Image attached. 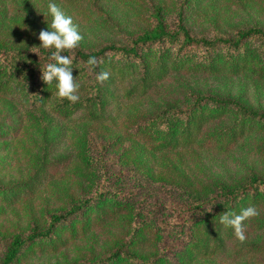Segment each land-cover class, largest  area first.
I'll return each mask as SVG.
<instances>
[{
  "label": "trees",
  "instance_id": "1",
  "mask_svg": "<svg viewBox=\"0 0 264 264\" xmlns=\"http://www.w3.org/2000/svg\"><path fill=\"white\" fill-rule=\"evenodd\" d=\"M166 1L124 0L122 20L101 7L107 42L63 35L54 8L50 35L0 28V153L35 148L27 174L0 176V206L41 186L57 203L2 240L0 264H264V0ZM197 150L255 163L243 183L199 184L179 163Z\"/></svg>",
  "mask_w": 264,
  "mask_h": 264
},
{
  "label": "rangeland",
  "instance_id": "2",
  "mask_svg": "<svg viewBox=\"0 0 264 264\" xmlns=\"http://www.w3.org/2000/svg\"><path fill=\"white\" fill-rule=\"evenodd\" d=\"M123 1L124 0H102L101 5L92 2L87 6V4H80L81 2L77 3V5H69L64 0H0V23L1 20L3 23V28L1 26L0 28L2 29L1 32L12 34L10 36L15 39L28 35L33 27L41 30L46 35H50L52 33L50 24L54 26V23L58 22L52 14L54 8L55 14L58 16L57 19L63 24V35L79 32L83 33L90 43L107 42L111 38H117L114 36L118 31L114 24H105L104 19L106 16L102 13L101 7H104L111 16L114 15L117 19L122 20L127 14V8H125ZM166 2L170 5L171 13L177 10L179 4L176 5L175 0H167ZM147 7L149 8L150 5H146L137 11V15L141 14V12L147 13L149 11ZM88 8L90 9L89 11L87 10ZM231 8L232 11L236 9L234 5H231ZM136 21L137 23L133 24L132 22L130 24L131 26L128 28V31L133 30V26L140 27V25L142 26L146 23L144 17H139ZM57 26L58 25H56V27ZM194 28L197 31L199 27L196 24ZM169 83L170 82L165 83L162 86L165 87L167 85V88L170 85ZM262 90L264 92V85L261 86L259 90L254 86H250L252 98L264 96ZM262 99H264V97H262ZM119 123L123 126L124 119H121ZM27 141H30L29 136L27 137ZM27 141L24 142L26 145L24 151L22 148L17 150V146H12L11 157L7 159H3V153H0V176L5 180H8L10 177L14 178L27 174L28 161L31 157L28 150L32 151L35 149L33 144L31 145L30 142ZM103 141L104 139H99L96 146L98 145V147H100V143ZM71 143V140L66 138L61 142L57 154L58 152L63 153ZM253 161L254 160H251L245 151L238 150L226 154L207 150H197L194 153L187 151L183 153L181 160L179 157L180 165L190 172V174L198 180L199 184H214L217 183V181H239L243 183L246 180L245 173L254 166L255 162L253 163ZM167 163L169 167L167 168L168 171L166 170L167 172H165L166 175L169 176V174L172 175V170H170V168L173 166V160L171 159ZM8 184L10 185L11 182L9 181ZM41 188L42 186L35 191L31 196L32 198L25 197L14 206H0V251L4 246L2 240H6L15 227L27 224V217L32 216L37 218L42 216L47 208L53 207L55 209L57 207L56 198L48 193V189L40 191ZM165 188L168 189L167 186H165ZM30 208L34 211L31 214ZM106 233L109 237L112 236L111 233ZM3 237H5V239ZM61 248H64V246ZM64 250L70 253L71 258H73L74 254H77L73 242H70ZM79 254L82 255V253ZM56 261L57 259L53 255L44 254V256H27L19 264H55ZM218 264L231 263L227 261L224 263L218 261Z\"/></svg>",
  "mask_w": 264,
  "mask_h": 264
}]
</instances>
